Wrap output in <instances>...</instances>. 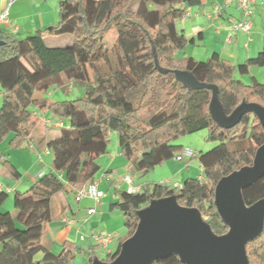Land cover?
<instances>
[{
	"label": "trees",
	"instance_id": "trees-1",
	"mask_svg": "<svg viewBox=\"0 0 264 264\" xmlns=\"http://www.w3.org/2000/svg\"><path fill=\"white\" fill-rule=\"evenodd\" d=\"M201 0H60L59 20L19 40L0 30V49L16 45L19 55L0 62V144L24 148L36 144L53 152L54 169L80 189L92 183L101 171L98 160L106 155L115 134L129 167L142 177L165 164L183 150L175 145L181 137L206 131L209 141L218 145L196 154L202 166V178H188L180 186L156 183L140 192L122 189L115 193L125 218L126 236L115 251L104 259L93 245L85 252L83 264L96 258L112 263L120 255L122 244L137 230L138 212L152 200L175 196L179 205L197 209L218 237L229 233L216 205L219 182L254 165L264 144V124L253 112L231 128L220 126L210 112L213 90L192 88L179 81L174 71L192 74L198 82L219 88V100L227 116L242 103L264 107V84L251 77L249 84L236 78L250 75L253 66L264 67V48L253 58L235 65L214 53L206 60L184 56L174 66L176 55L189 43L178 23L188 7ZM115 30L118 42L109 45L107 34ZM72 36L66 46L52 47L49 36ZM2 43H4L2 45ZM122 47V48H121ZM79 86L84 91L75 99L50 103L36 100L37 93ZM69 121L54 140L34 138L41 118ZM2 171L18 181L21 173L0 152ZM26 192L14 191V212L3 210L10 191H0V264H73L75 257L65 245L54 252L42 243L47 224L53 219L51 202L61 180L52 173L40 178ZM112 181V180H111ZM113 186L116 184L113 183ZM62 188V187H61ZM60 188V189H61ZM249 208L264 198V176L243 189ZM82 250V247H77ZM249 264H264V228L246 245ZM37 254L42 258L36 259ZM152 264H185L172 254Z\"/></svg>",
	"mask_w": 264,
	"mask_h": 264
},
{
	"label": "crops",
	"instance_id": "crops-1",
	"mask_svg": "<svg viewBox=\"0 0 264 264\" xmlns=\"http://www.w3.org/2000/svg\"><path fill=\"white\" fill-rule=\"evenodd\" d=\"M237 1L238 0H231V2L228 3V0H201L200 5L188 7L189 17L182 19L178 23L179 31H182L189 40L187 47L195 46V48L198 47L202 49L207 58L211 57L214 53H218L235 65L242 64L247 59L256 57L264 48V0H258L257 4L254 6L255 12L251 18L252 28L250 32L239 31L237 33H232L231 25L243 18ZM59 2L60 0H16L9 7V0H0V13L9 7V18L8 20L0 21V30L15 36L19 40L28 38L34 35L38 30L48 28L58 22ZM218 4L223 5L224 9L222 14L216 18L214 17V6ZM71 41L72 36L70 35L49 36L46 39L47 44L52 47L66 46ZM17 55H19V48L16 45H6L0 49V62ZM195 55V52L192 50V53L188 56L196 59ZM184 56L178 60L180 65ZM197 60L199 59L197 58ZM255 68V66L251 67L250 73L253 72L257 75L259 72H257ZM74 88L75 86L71 85L68 88V92H74ZM81 89L82 88L79 89V95L84 91ZM54 91L55 90L51 91L49 96H47V93H37L34 95V98L36 100L49 98L50 103L68 100H52V97H56L57 95V92ZM2 98L3 92L0 90V107ZM48 119L51 121L56 120L50 115ZM40 124L45 129L44 136L48 141L57 138L58 132L61 129L60 127L45 124L44 122ZM64 126L68 127L69 123L66 124L64 121ZM31 145L34 146V149L30 147ZM29 149H31L30 153L22 151L18 152V156L25 157L29 160V167L34 172V176H32L31 179L24 177L15 181L8 177L2 170L0 171V175L3 178L0 180V183L8 187L11 192L19 191V186L21 187L25 180L27 187L31 188L40 180V174L45 172L44 166L47 165L48 161L44 158V155H51L49 148L39 151L35 144H30ZM44 150L45 153L43 154ZM47 150L50 152L47 153ZM37 151L40 152V157ZM33 158H37V164L42 166V169L38 170V165L34 162L32 164L31 161ZM54 159L55 156L51 161L50 173L61 180L62 188L60 187L61 189L58 188L57 191L54 192L52 201L56 199L58 207L56 213H52L53 219L47 224L44 231L42 238L43 245L54 252L60 251L63 245H65L72 251V255L76 258L85 256V252L89 251L92 244L94 245L91 239L93 233L107 232L111 234L117 233V237L107 249H101L106 251V253L115 251L117 248L116 245L127 233L125 218L122 211L113 206L114 203L120 201L119 196L115 193V188L118 182L122 181V189L125 188L129 190L130 185L126 182L125 178L131 176L133 178L132 186L142 189L145 185H148L144 183V178L141 176L142 173H136L129 167L117 143L115 148L111 151L108 150V153L98 160L101 171L93 182L101 180L104 175L110 176L109 180L104 179L98 182V189L104 193L100 203L97 204L90 198H85L77 202L75 200L74 189L61 174H56ZM177 162L180 161L171 159L161 166L169 164V166L171 165V168H173V164ZM183 163L185 164L183 167L177 165L173 174L163 177L161 183L166 182L169 186H180L188 178H202L203 171L200 162L198 176L189 174L188 169L191 166V162L183 161ZM27 169L29 170V168ZM154 170H156V168ZM45 174L49 173L46 172ZM113 183L116 184V186H113ZM90 209H94L95 213L89 214L88 211ZM3 210L14 212L15 209L7 210L3 208ZM82 236H85L86 239L82 240ZM77 247H82V250H78Z\"/></svg>",
	"mask_w": 264,
	"mask_h": 264
},
{
	"label": "water",
	"instance_id": "water-1",
	"mask_svg": "<svg viewBox=\"0 0 264 264\" xmlns=\"http://www.w3.org/2000/svg\"><path fill=\"white\" fill-rule=\"evenodd\" d=\"M174 73L189 87L213 90L210 112L220 126L231 128L248 112H253L264 124V107L242 103L227 116L217 86L200 83L188 72L176 70ZM263 176L264 144L258 148L252 167L242 168L217 185L216 205L223 221L230 227L227 235H214L200 212L179 205L175 196L152 200L138 212V228L124 241L116 260L105 263L96 258L93 264H152L176 253L185 264H249L246 245L263 231L264 198L248 208L242 191Z\"/></svg>",
	"mask_w": 264,
	"mask_h": 264
},
{
	"label": "rangeland",
	"instance_id": "rangeland-1",
	"mask_svg": "<svg viewBox=\"0 0 264 264\" xmlns=\"http://www.w3.org/2000/svg\"><path fill=\"white\" fill-rule=\"evenodd\" d=\"M107 40L109 45H112L114 43H117L118 41V36L116 34L115 30H111L108 34H107ZM122 48V47H121ZM195 52V56L196 59L198 58L199 60H206L205 58L206 55H204V52L202 49H199L198 47L195 48V46H186L184 48V50L180 51L177 55H176V62L174 64V66H180V63L178 62L179 59H181L184 56H188L189 54ZM188 52V53H187ZM197 52V53H196ZM237 65V64H236ZM257 72V75H255L253 72L250 73V75H240L238 72L236 73V78L241 79L244 83L249 84L251 82V77L256 78V80L262 84H264V67H257L255 66ZM75 91L74 92H68V89H57L54 92H57L56 97H52V100H57V99H75L79 96V92H80V87L79 86H75ZM83 91V89H81ZM51 93V91H49L47 93V96H49ZM53 93V92H52ZM65 123L68 124L69 121L67 119H65ZM44 127L39 124L34 132V138L36 140H41L44 136ZM59 133V132H58ZM32 143H29L26 147L24 148H17L14 146L10 145V138L7 140H4L1 144H0V152H3L5 154H7V158L8 160L17 168V170L21 173V178L24 177H28L29 179H31L32 176H34V172L32 171V169L29 167V160L26 159L25 157L22 156H18V152H31V149H29V145ZM34 144V143H33ZM175 145L181 146L183 148V150H190L194 153H196L197 155L200 153H206L210 150H212L213 148H215L218 143L217 142H212L208 140L207 137V132L203 131V132H199V133H195V134H191V135H187L184 137H181L180 139L176 140ZM36 145V144H35ZM117 145V138L115 136V134L111 135V144L109 146V150L111 151L113 148H115V146ZM45 153V150L43 151V154ZM44 158L47 159L48 163L47 165H45V173H50L51 172V161L54 158V154L51 151V155L50 156H45ZM37 158H33V160L31 161L32 164L33 162L35 164H37ZM50 160V161H49ZM184 161H188L191 162V166L188 169L189 174L193 175V176H198L199 175V162L197 158L191 159L190 158H186V160ZM19 167H17L16 166ZM46 164V162H45ZM38 165V164H37ZM177 165L180 166H184L185 164L183 163V161L177 162L176 164H173V168H171V165L169 166V164L165 165V166H159L156 168V170H152L150 171L147 175H145L144 177V183L148 184V188L152 189L153 186L156 183H161L162 182V178L165 176H168L169 174H173L174 171L177 168ZM29 168V170L27 169ZM38 170L42 169L43 167L38 165ZM2 170V162H0V171ZM3 179L2 176L0 175V180ZM7 179V178H5ZM26 179V178H25ZM41 180V179H40ZM26 181V180H25ZM23 182V184L21 185V187L19 186V191L21 192H26L27 190L30 189V187H27L26 182ZM41 182V181H39ZM12 186V185H11ZM14 196H15V192H11L9 194L8 199L5 201L3 208L7 209V210H12L15 209L14 208ZM51 206H52V213L55 214L57 211V201L56 199H54L51 202ZM122 214V213H121ZM125 231V230H123ZM127 234V233H126ZM126 236V235H124ZM124 238V237H123ZM122 238V239H123ZM121 239V240H122ZM94 244H96L95 242H93ZM117 244V243H116ZM119 244V243H118ZM118 244L116 245V247H118ZM96 253L97 256L100 259H104L106 256V251H104L101 248H96ZM39 258H42V254H37L36 255V259L38 260ZM86 257L85 256H79L76 257L73 261V264H83L85 261Z\"/></svg>",
	"mask_w": 264,
	"mask_h": 264
},
{
	"label": "built area",
	"instance_id": "built-area-1",
	"mask_svg": "<svg viewBox=\"0 0 264 264\" xmlns=\"http://www.w3.org/2000/svg\"><path fill=\"white\" fill-rule=\"evenodd\" d=\"M16 0H9V7L15 2ZM231 0H228V3H230ZM258 0H238V7L240 8L241 12H242V16L243 18L237 22H234L231 25V32L232 33H237L239 31H244V32H250L251 28H252V22H251V18L254 14V6L257 4ZM9 7L7 9H5L3 12L0 13V21H5L8 20L9 18ZM224 9L223 5H215L214 6V17H218L222 14V11ZM189 17V13L187 12L185 17L183 19H186ZM41 121L44 122L45 124H51L55 127H60L63 128L64 126V121L63 120H54L51 121L48 118L42 117ZM31 148L34 149V146H30ZM50 151L47 150V153H49ZM39 157H40V152L37 151ZM196 155V153L190 151V150H182L176 157L175 159L177 161H184L186 160V158H192ZM46 174L45 172H42L40 174V178L44 177ZM104 179L109 180L110 176L109 175H104L101 180L102 181ZM126 182L130 185L129 187V192H140L141 189L138 187H133V178L131 176H127L126 178ZM93 182V183H89L84 185L83 187H81L80 189H75L73 187V185H71V187L74 189L75 192V200L77 202H80L81 200L85 199V198H90L93 199L97 204L100 203L104 193L102 191H100L98 189V182ZM166 183V182H163ZM1 190H7L10 191V189L6 186H4L3 184L0 183V191ZM11 192V191H10ZM89 214H93L95 213L94 209H90L88 211ZM117 237V233H107V232H102V233H93L91 235V239L93 240V242H95L97 245H100L102 248L107 249L109 247V245L113 242V240ZM82 240H85L86 237L82 236L81 237Z\"/></svg>",
	"mask_w": 264,
	"mask_h": 264
}]
</instances>
